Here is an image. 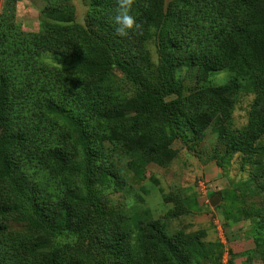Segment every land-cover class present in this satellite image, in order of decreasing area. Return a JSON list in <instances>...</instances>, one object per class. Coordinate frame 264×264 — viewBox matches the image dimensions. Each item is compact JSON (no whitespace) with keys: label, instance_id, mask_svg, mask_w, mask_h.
<instances>
[{"label":"trees","instance_id":"trees-1","mask_svg":"<svg viewBox=\"0 0 264 264\" xmlns=\"http://www.w3.org/2000/svg\"><path fill=\"white\" fill-rule=\"evenodd\" d=\"M40 1L45 4L43 21L48 22L50 30H56V35H62V49L48 46L45 37L39 40L24 37L10 24L0 21V184L5 185L10 193V201L0 204V214L16 216L26 231L40 235L29 251L35 253L38 249H47L51 256L48 264H54L56 256L64 251L74 252L82 258L81 262L72 261L70 264H86V261L120 264L125 235L119 234L108 240L102 236L103 226L109 218L104 191L112 176L106 172L97 174V151L90 137L83 131L77 136L72 131L62 134L49 117L50 114L57 115L66 121L74 112L64 103L70 97L67 90L49 81L53 76L48 74L51 69H47L49 64L45 62V54L52 55L55 74L64 71L101 78L112 72V67L103 60L115 57L120 72L134 84L136 92L125 102V113L108 111L103 112L102 117L111 120L126 113L135 114L132 127L140 131L148 125H158L163 132L162 139L155 144L149 142L145 150L147 153L153 150L169 160L177 155L172 146L177 141L190 151L195 150L190 143L193 137L187 128L189 121L185 112L199 93L187 87L185 79L177 78L179 64L198 67L203 76L215 71L221 62L229 64L238 78H255L257 87L264 94V0H218L220 7L216 10L219 14L210 12L207 5L209 3L212 7L215 2L209 1L207 12L202 11L201 22L203 27L212 23V27L222 29V41L214 38L219 44V56L198 53L195 47L200 44H195V39L200 35L194 31L188 35L183 29L182 34L185 33L190 40L185 41V49L190 52L183 55L181 63L171 55L175 45L165 35L173 19L175 1L166 9V0H140L139 40H150L151 30L159 29L156 36L157 65L121 60V53L114 51L110 44L94 38L74 23L73 0ZM177 1L180 5L187 4L188 0ZM100 4L105 10L112 7L110 0ZM241 13L245 15L242 21L239 19ZM188 15L187 12L181 13L186 27L190 26ZM225 27L231 29L227 35L224 34ZM81 44L87 45L86 50L79 49ZM216 48H212L214 53ZM234 87L235 83L223 87L209 86L199 92L225 106ZM170 96L175 98L168 100ZM253 110L250 128L228 143L227 153L256 152V144L264 135V97ZM66 137L79 146L78 149L74 146L72 154L65 153L63 140L68 139ZM63 176L69 177L72 184L69 185L67 179L58 182ZM46 181L52 184L51 191L44 187ZM259 224L262 229L253 234L255 247L244 254L248 263L259 259L264 264V219L256 221L255 226ZM7 229V224L0 223V232ZM70 235L74 241L60 243V237ZM144 240L148 243L146 253L153 254L151 247L159 249L162 255L158 260L163 264H182L188 256L207 255L204 242L188 239L178 243L164 233L160 222L148 225ZM155 258L157 260V256Z\"/></svg>","mask_w":264,"mask_h":264},{"label":"rangeland","instance_id":"rangeland-1","mask_svg":"<svg viewBox=\"0 0 264 264\" xmlns=\"http://www.w3.org/2000/svg\"><path fill=\"white\" fill-rule=\"evenodd\" d=\"M102 1L73 0L74 23L94 38L110 44L114 51L121 53V60L125 58L139 65L144 62L157 65L156 36L159 29L151 30L152 37L145 42L139 40L140 29L120 36L111 20L118 0H110L112 7L109 10L100 4ZM173 1V19L165 33L175 45L171 50L173 58L181 63L183 55L190 52V49H185V41L190 42L185 33L191 35L193 31L200 35L195 39V44L200 46H194L198 53L219 56V44L214 38L222 41V29L212 27V23L203 27L201 22L202 11L207 12L206 5L211 0H188L187 4L180 5L177 0H166V9ZM214 2L212 7L209 3L207 7L211 8V13L219 14L216 10L220 7L218 0ZM44 6L40 0H0V21L10 24L24 37L34 40L45 37L48 46L62 49V35H56V30H50L48 22L43 21ZM183 12L189 14V27L182 22ZM132 14L139 23L140 0H133ZM244 18L241 13L239 19L242 21ZM183 29L185 35L182 34ZM230 30L225 27L224 34ZM215 46L214 53L212 48ZM86 48V44H81L79 49L84 51ZM44 59L49 64L47 69H51L49 76H53L49 81L67 90L70 97L64 103L68 110L74 112L73 117L66 121L57 115L50 114L49 117L56 122V129L62 134L72 131L76 135L83 131L90 137L97 151V174L106 172L112 176L104 191L109 218L103 226L102 236L108 240L119 234L125 235L120 264H163L158 260L162 255L159 249L151 247L153 254L146 253L148 243L144 234L153 222H160L164 233L178 243L194 239L207 245V255L188 256L182 264H231V253L220 242L227 236V230L240 229L246 237L254 239L253 234L262 229L261 224L255 226L256 221L264 219V135L258 140L254 154L226 152L228 143L250 128L253 109L264 97L255 78H238L229 64L222 62L207 76L201 75L198 67L188 68L179 64L177 78L185 79L187 87L199 93L185 112L189 121L187 128L193 137L190 143L195 150L190 151L177 141L172 145L177 155L167 160L153 150L147 148L148 153L145 150L149 142L155 144L162 139L163 132L158 125L151 124L140 131L132 127L135 114L126 113L111 120L102 117L103 112L108 111L125 113V102L136 92L134 84L120 72L115 57L103 60L104 64L112 67V72L102 78L64 71L55 74L52 55L46 53ZM255 73L260 80L258 70L255 69ZM233 83L235 87L225 106L199 92L209 86L223 87ZM173 98L175 96H170L168 100ZM74 146L79 148L72 139L63 140L65 153H74ZM66 179L71 185V179L65 176L58 182H66ZM51 186L46 181L44 187L48 191H51ZM216 194H220L222 200L212 206L210 199ZM9 201L8 188L0 184V204ZM0 223L8 225L7 231L0 232V264H48L51 256L47 249H38L35 253L29 251L39 239V234L26 231L14 215L0 214ZM72 241L71 235L60 237V243ZM72 261L81 262L82 258L74 252L64 251L56 256L54 264H70ZM86 264H91V261H86Z\"/></svg>","mask_w":264,"mask_h":264},{"label":"crops","instance_id":"crops-1","mask_svg":"<svg viewBox=\"0 0 264 264\" xmlns=\"http://www.w3.org/2000/svg\"><path fill=\"white\" fill-rule=\"evenodd\" d=\"M238 228H241L239 226ZM227 230L225 239H221V243L231 253V264H263L259 259H255L252 263L247 262L244 254L254 248V240L246 237L244 231ZM230 256V254H229Z\"/></svg>","mask_w":264,"mask_h":264},{"label":"clouds","instance_id":"clouds-1","mask_svg":"<svg viewBox=\"0 0 264 264\" xmlns=\"http://www.w3.org/2000/svg\"><path fill=\"white\" fill-rule=\"evenodd\" d=\"M132 5L133 0H118L117 8L111 17L115 31L120 36H126L141 27L132 14Z\"/></svg>","mask_w":264,"mask_h":264},{"label":"water","instance_id":"water-1","mask_svg":"<svg viewBox=\"0 0 264 264\" xmlns=\"http://www.w3.org/2000/svg\"><path fill=\"white\" fill-rule=\"evenodd\" d=\"M222 200V197L221 195H216L214 196L213 198L210 199V203L212 206H216L218 205Z\"/></svg>","mask_w":264,"mask_h":264},{"label":"built area","instance_id":"built-area-1","mask_svg":"<svg viewBox=\"0 0 264 264\" xmlns=\"http://www.w3.org/2000/svg\"><path fill=\"white\" fill-rule=\"evenodd\" d=\"M227 255H229V254H227ZM227 255H226V256H227ZM228 258H229V257H228Z\"/></svg>","mask_w":264,"mask_h":264}]
</instances>
